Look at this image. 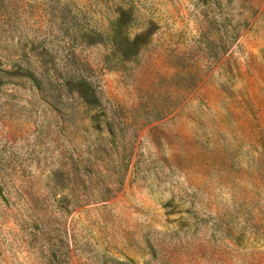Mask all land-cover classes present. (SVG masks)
Here are the masks:
<instances>
[{
  "label": "rangeland",
  "instance_id": "1",
  "mask_svg": "<svg viewBox=\"0 0 264 264\" xmlns=\"http://www.w3.org/2000/svg\"><path fill=\"white\" fill-rule=\"evenodd\" d=\"M0 264H264V0H0Z\"/></svg>",
  "mask_w": 264,
  "mask_h": 264
},
{
  "label": "trees",
  "instance_id": "2",
  "mask_svg": "<svg viewBox=\"0 0 264 264\" xmlns=\"http://www.w3.org/2000/svg\"><path fill=\"white\" fill-rule=\"evenodd\" d=\"M67 76L68 77H66V78H68V79L72 78V77L79 78V79L75 78V80H78L80 83V86L78 88V93L80 95V98L82 99L81 102L79 103L81 108H86V107L90 108L92 105V102L95 101V107L93 109V112L95 110L99 111L102 109L104 100L100 94L99 89H97L96 86L91 82L90 78L84 77V76L76 74V73H67ZM70 76H72V77H70ZM70 82H73V80ZM96 108H98V109H96ZM107 118L109 119V117H107ZM113 120H114V117H113ZM112 123L113 122H109V124H112ZM112 126L110 128H112Z\"/></svg>",
  "mask_w": 264,
  "mask_h": 264
}]
</instances>
